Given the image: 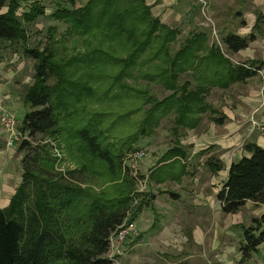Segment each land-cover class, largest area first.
Masks as SVG:
<instances>
[{
  "label": "trees",
  "instance_id": "1",
  "mask_svg": "<svg viewBox=\"0 0 264 264\" xmlns=\"http://www.w3.org/2000/svg\"><path fill=\"white\" fill-rule=\"evenodd\" d=\"M23 1L0 0V50L20 44L33 60L32 83L22 95L28 111L19 127L27 139L17 147L24 154L21 182L0 209V264H111L110 237L122 224H133L145 202L141 195L140 205L132 207L140 194L126 156L173 116L176 144L148 178L157 185L181 183L190 153L180 145V133L196 129L206 114L222 124L225 117L215 118L207 103L210 92L244 82L264 66L236 64L221 46L229 53L246 49L263 35V15L249 34L229 32L220 46L203 31L179 43L180 27L161 23L145 0H89L80 8L76 0H52L50 17L68 26L66 36L82 40V51L66 55L54 28L45 47L27 46L26 25L44 17L45 7L35 0L22 8ZM152 86L168 94L159 99ZM38 137L46 141L33 143ZM243 149L250 156L230 164L216 194L225 214L247 201L264 203V149L254 143ZM55 150L74 154L75 168L60 171ZM207 164L213 174L223 169L214 158ZM86 180L97 188L84 186ZM263 243L264 213L244 229L243 257Z\"/></svg>",
  "mask_w": 264,
  "mask_h": 264
},
{
  "label": "rangeland",
  "instance_id": "2",
  "mask_svg": "<svg viewBox=\"0 0 264 264\" xmlns=\"http://www.w3.org/2000/svg\"><path fill=\"white\" fill-rule=\"evenodd\" d=\"M33 1L35 0H24L20 2V5L24 8ZM39 1L45 7V16L39 18L34 24L26 25L27 46L29 48L45 47L48 41V29L54 28L56 30V39L67 49L66 55L73 53L74 50L82 51V40L74 35L66 36L65 33L68 26L56 22L50 17L56 7L55 3L52 0ZM88 1L76 0V7H83ZM171 1L173 7L167 9L161 6L163 9L160 16L162 17V23L169 28L181 26L179 43L190 32L203 31L208 34L209 43L216 42L221 46L222 33L239 34L244 29L247 31L245 22L249 23L248 25L252 22L254 23L259 13H262L264 19V0ZM154 15L157 14L154 13ZM260 28L264 30V21ZM178 42L173 45L174 50L178 49ZM221 49L232 60L233 54L229 53L223 46H221ZM258 49H261V47L259 46ZM240 63L244 64L243 62ZM261 69V74L258 73L257 75L260 76L258 79L259 86L264 93V66ZM32 76L33 60L24 55L20 44L0 50V78L3 77L0 81V93L2 94L8 86V90L9 88L11 90L12 98L16 100L12 106V112L0 108V115L3 112L13 115L16 120V129L19 132L21 120L26 110L28 111L22 103L23 90L26 85L32 83ZM152 87V91L159 99L168 94L161 88ZM237 89L238 87L229 88L227 91L223 90V92L219 91L222 89H213L214 91L212 90V93L207 97V102L212 106H216L218 110H222L225 107L224 97L233 98L237 95ZM239 90L244 91L245 89L240 86ZM263 103L262 98L261 105ZM256 111L253 113H256ZM206 115V119H209L208 114ZM172 120L173 116L164 120L153 137L141 141L138 148L145 149L147 152V157L143 161L131 165L129 162L126 163L132 169V175L135 174L138 178L135 191L144 186L143 191L139 192L140 198L139 196L135 197L137 204L134 203L132 205V207L135 206V209L143 199L141 195H145V198L149 199L153 193L150 188L151 182L148 178L149 169L157 163L159 158L169 148L174 147L176 144L175 137L171 133ZM207 121L211 122L210 120ZM188 136L187 133H182L181 137L180 133V145L181 139L184 140ZM8 140L9 134L6 133L0 123V168L3 170H0L2 172L0 175V200H2L3 204L8 202V197L13 192L12 190H15L20 183L22 174L21 163L24 156L17 150L18 143L13 145L12 148L7 147ZM39 141L44 143L46 140L44 137H38L34 139L33 143L36 144ZM197 143V147H195L196 144H190L188 147H192L194 151L207 146V143ZM53 153L61 161L57 166L60 171L73 170L75 168L74 159L76 156L74 154L70 156L65 150L60 153ZM196 154L198 155L199 153L197 152ZM201 156L203 155L196 156L193 159L196 163L195 169L190 168L187 164V174L181 178V189L177 188L173 182H166L165 189L171 190L174 188L176 190L169 191V196H167L166 200L160 201V203L165 205V209L159 210L158 206H154L153 210L150 207L149 200L147 203H143L140 214L133 222L136 231L134 235H128L118 248L109 250L107 258L111 259V264H172L174 261V264H264V243L249 258H244L241 252L244 229L252 224L254 218L260 216L264 210V203L257 205L249 201L235 214H225L216 199V194L219 190L215 193L214 189L209 186L208 181L205 183L210 170L208 166L198 163L202 159ZM191 161L188 160L187 163H192ZM141 176L143 179H140ZM221 178L222 173L219 179ZM144 180L145 185H143ZM221 184L223 185V183ZM94 185L93 180H86L84 183V186L94 187ZM222 185H220V188H222ZM95 187L97 188L96 185ZM8 189H11V192H6ZM174 192H177L176 194L179 196H171V193ZM145 198L143 201L146 200ZM195 234L202 245L199 249L193 246ZM169 240L172 242H167ZM164 242L165 244H170V246L164 247ZM190 254H193V256L190 257ZM179 260L181 261L178 262Z\"/></svg>",
  "mask_w": 264,
  "mask_h": 264
},
{
  "label": "crops",
  "instance_id": "3",
  "mask_svg": "<svg viewBox=\"0 0 264 264\" xmlns=\"http://www.w3.org/2000/svg\"><path fill=\"white\" fill-rule=\"evenodd\" d=\"M171 2H172L171 0H145V3L151 8V12L153 16L158 17L161 23L163 22L162 17L160 16L162 9H163L162 7H166L167 9L173 7ZM154 13H156L157 15H154ZM255 20H254V23L252 22L250 25H248L249 23L245 22L247 31H245L246 29H244V31H242L241 33L239 32L238 35L245 36L249 34L251 32L252 27L255 24ZM177 27H181V26H177ZM262 31H263V35L259 36L255 41L251 42L246 49L241 50L237 53H231L233 54L232 60L234 59L233 60L234 63L241 64L240 62H243V63L264 62V30L262 29ZM222 35L224 36L225 34L222 33ZM259 46L261 47V49H258ZM259 78L260 76L256 75L252 78L247 79L244 82L236 83L232 85L230 87L231 89L238 87V89L236 90L238 91L237 95L234 96L233 98H229L227 96L224 97L225 107H223L222 110H218L216 106L211 105V107L217 112V115L215 116V118H218L219 116L225 117L222 124L215 125V123L211 121V117L209 115H208L209 119H206L207 115H204L202 116V121L200 125L196 129L187 131L184 133V134L187 133V135L191 137L188 136V138L184 140L181 139V146L187 149V151L190 153V157L188 160H192L191 161L192 163H187L188 166H190V168L192 169L196 168V163L193 160L196 158V156H199L196 153L205 151L209 147H211L210 150H207L206 154L201 156L202 159L199 160L198 163H201V165L204 164L208 166L207 160L211 158H216L215 160L220 161V163L223 165V169L221 171L217 172L216 174H213L210 171V173L207 175V178L205 179V183H207L208 181L209 186L212 189H214L215 193H217V191L221 189L220 188L221 187L220 185H222L221 183L224 184L227 178L228 168L230 164L233 162L239 161L242 157L250 156L243 149L246 143H254L257 146L264 149V136L261 135L258 131L252 130L251 125L249 123L251 115L255 110H257L256 112L257 119L264 118V106L261 105L262 98L264 99V95L262 94L263 92L261 91V88L259 86V80H258ZM2 79L3 77L0 78V81ZM240 86H242L245 90L244 91L239 90ZM0 90H1V84H0ZM5 91L2 92V94L0 93V108H3V110H6V111L12 112V109H13L12 106L14 104V101L16 100L12 98V95L10 93L11 90L10 88L8 90V86L5 88ZM219 91L223 92V90H219ZM211 93L212 91L210 92V94ZM207 120H210L211 122L209 123ZM197 142L207 143V146H205L202 149L201 148L197 150L195 149L194 151L192 147H191L192 149L188 147L190 146V144H193V145L196 144L195 147H197L198 145ZM0 170L3 171L1 168ZM1 171H0V175L2 173ZM221 173H222V178L219 179ZM165 185L166 183L160 184V185H157L153 182L150 183V188L153 193L150 195L149 199H147V197L145 198L146 199L145 202L147 203V201L149 200V203L151 204L150 207L153 210H154L153 208L154 206H158L159 210L165 209L164 208L165 205L160 203V201L166 200L167 196H169L168 195L169 191L176 190L174 188H172L171 190H167L164 188ZM176 187L181 189V183L176 184ZM10 190L11 189H8L6 192H11ZM15 190H12L13 192L8 197L9 199L6 204H3L2 200H0L1 201L0 209H4L8 205L9 200L11 196L14 194ZM176 193L177 192L171 193V196L172 195L174 196L176 195V197L179 196ZM263 213H264V210L261 212V214ZM167 242L171 243L172 241L169 240ZM193 243H194L193 246H195L197 249L201 248L202 246L196 234H195ZM166 244L164 242L163 244L164 247L170 246V244H167V245ZM191 256H193V254H190V257ZM180 261L181 260H179L178 262ZM174 262H172V264H174Z\"/></svg>",
  "mask_w": 264,
  "mask_h": 264
},
{
  "label": "built area",
  "instance_id": "4",
  "mask_svg": "<svg viewBox=\"0 0 264 264\" xmlns=\"http://www.w3.org/2000/svg\"><path fill=\"white\" fill-rule=\"evenodd\" d=\"M258 73L261 74L260 71ZM263 101H264V99H263ZM262 106H264V103L262 104ZM0 123L4 127V130L6 131V133L9 134V140L7 141V147L12 148L13 145H15L16 143H18L24 139H27L25 135L23 136L21 132L17 131L16 120H15L14 116L9 114L8 112L7 113L3 112L0 115ZM249 123L251 125L252 130H256L261 135H264V118L263 119H257L256 113H252L251 118L249 120ZM55 152H57V151L55 150ZM146 157H147L146 150L138 148L137 150L128 154L125 158V161L127 163L129 162L131 165V164H136L138 162L143 161ZM133 176L135 177V174ZM144 182H145V180L143 181V183ZM143 185H145V183ZM143 189H144V186L141 189H138V190L136 189L135 192L136 193L142 192ZM134 203L136 204V201ZM128 215H129V213H128ZM135 232L136 231L134 229L133 224H131V225H126V223L122 224L119 227V229L116 231V233L113 234L109 239L110 250H113L114 248H118L119 245H121L126 240L128 235H130V234L134 235Z\"/></svg>",
  "mask_w": 264,
  "mask_h": 264
}]
</instances>
